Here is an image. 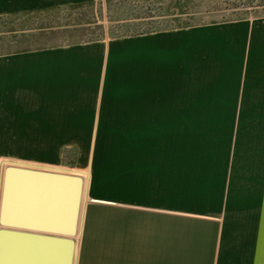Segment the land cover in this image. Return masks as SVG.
I'll return each instance as SVG.
<instances>
[{"label":"rangeland","instance_id":"rangeland-1","mask_svg":"<svg viewBox=\"0 0 264 264\" xmlns=\"http://www.w3.org/2000/svg\"><path fill=\"white\" fill-rule=\"evenodd\" d=\"M12 166L82 178L77 233L39 231L73 239V264H211L180 218L141 219L136 244L81 252L138 207L212 225L215 264H264V0L0 16V206Z\"/></svg>","mask_w":264,"mask_h":264},{"label":"water","instance_id":"water-1","mask_svg":"<svg viewBox=\"0 0 264 264\" xmlns=\"http://www.w3.org/2000/svg\"><path fill=\"white\" fill-rule=\"evenodd\" d=\"M82 185V178L75 175L8 167L0 206V224L6 227L0 229V264H73V239L39 231L77 233Z\"/></svg>","mask_w":264,"mask_h":264},{"label":"crops","instance_id":"crops-1","mask_svg":"<svg viewBox=\"0 0 264 264\" xmlns=\"http://www.w3.org/2000/svg\"><path fill=\"white\" fill-rule=\"evenodd\" d=\"M94 0H0V16L9 15V14H19V13H28L37 10H45L56 8L65 5H75V4H83L85 2H91ZM32 49H21V50H11L6 52V56L13 55H22L29 53ZM41 50V49H40ZM97 202H110L105 199H96ZM151 208L147 209H138L122 213L121 223H108L101 226H96L95 229L90 234H87L83 243V250H87L90 252L92 250H97L101 247V243L108 242L111 245L116 243L117 239H127L131 240L133 244L137 243L138 239V226L140 224L139 221L141 219H149L154 224L159 219L165 217L166 219H176L180 218L182 222L181 225L187 230V233L190 234V237L197 236L200 238L203 236L204 242H206L211 250L213 261L211 264H215V251H216V238L215 234L211 230L212 225L200 223L197 220H193L183 215H172L168 213L169 211L161 210L163 214H158L154 212ZM168 213V214H167ZM148 217H147V216ZM143 217V218H142ZM129 221V222H127ZM199 233H202L199 235ZM129 242V241H128ZM199 242V239H198ZM82 264V263H80ZM120 264H129V262H121ZM136 264V263H131ZM222 264V263H221Z\"/></svg>","mask_w":264,"mask_h":264}]
</instances>
